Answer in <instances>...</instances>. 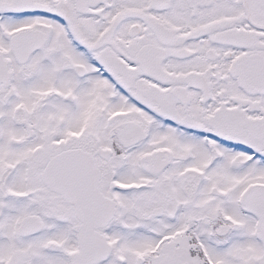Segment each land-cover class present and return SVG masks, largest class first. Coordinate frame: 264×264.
<instances>
[{
    "label": "snow or ice",
    "instance_id": "obj_1",
    "mask_svg": "<svg viewBox=\"0 0 264 264\" xmlns=\"http://www.w3.org/2000/svg\"><path fill=\"white\" fill-rule=\"evenodd\" d=\"M0 264H264V0H0Z\"/></svg>",
    "mask_w": 264,
    "mask_h": 264
}]
</instances>
